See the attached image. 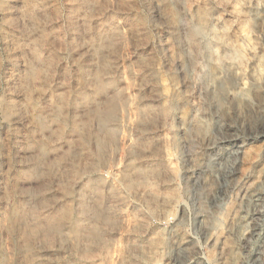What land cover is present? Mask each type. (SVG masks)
<instances>
[{
    "label": "rangeland",
    "instance_id": "374dc122",
    "mask_svg": "<svg viewBox=\"0 0 264 264\" xmlns=\"http://www.w3.org/2000/svg\"><path fill=\"white\" fill-rule=\"evenodd\" d=\"M0 264H264V0H0Z\"/></svg>",
    "mask_w": 264,
    "mask_h": 264
},
{
    "label": "bare ground",
    "instance_id": "6f19581e",
    "mask_svg": "<svg viewBox=\"0 0 264 264\" xmlns=\"http://www.w3.org/2000/svg\"><path fill=\"white\" fill-rule=\"evenodd\" d=\"M202 15H203V14H202ZM205 17H206V16H204V15L201 16V18L199 17L200 20L198 19L199 21L197 22V24H198V23H199V24H198V26H196V28L194 27V28H195V29H194V32H193L194 34H202V33H201V32L203 31V30H202V29H203L202 26H203V23L205 22V21H204ZM196 36H198V35H196ZM222 73H223V72H222ZM220 79H221V78H220ZM220 79H219V81H220ZM220 82H221V81H220ZM226 82H228V81L223 80V83H226ZM219 84H220V83H219ZM221 84H222V83H221ZM226 85H227V84H226ZM221 86H223V85H221ZM221 86H220L219 88H222ZM217 91H218V89H217ZM220 91H221V90L219 89V92H220ZM221 92H223V91H221ZM221 92H220V93H221ZM223 94H224V93H223ZM217 95H218V94H217ZM233 96H234V95H233ZM235 98H236V97H235ZM235 100H236V99H235ZM240 100H241V99H240ZM237 101H239V99H238ZM50 229H51V227H50Z\"/></svg>",
    "mask_w": 264,
    "mask_h": 264
}]
</instances>
